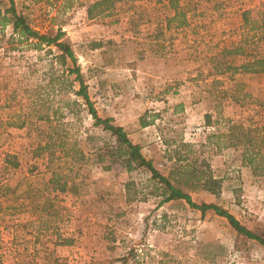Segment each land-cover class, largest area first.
Masks as SVG:
<instances>
[{
	"label": "rangeland",
	"instance_id": "374dc122",
	"mask_svg": "<svg viewBox=\"0 0 264 264\" xmlns=\"http://www.w3.org/2000/svg\"><path fill=\"white\" fill-rule=\"evenodd\" d=\"M177 1L187 22L165 29L166 18L172 16L168 0L119 3L111 17L94 21L86 17L88 0H14L36 31L60 27L66 34L101 118L122 127L168 177L176 168L172 151L184 154L181 146L190 145L188 160H205L222 187L218 196L182 189L195 203L217 204L264 236V178L241 164L239 150L214 138L230 122L246 123L252 117L264 123V74L219 77L222 81L214 88L209 73L211 58L217 59L245 34L241 10L257 6L259 0ZM9 34L10 29L5 37L0 33V184L14 186L24 178L39 184L48 178L45 156L35 157L34 152L49 132L38 116L48 114L53 120L57 110L64 117L63 132L78 142L87 161L75 173L78 197L67 196L59 206L55 222L61 230L53 227V219L15 207L25 185L17 199L3 202L0 264H155L162 257L174 264H264V249L238 236L213 212L201 215L184 201L157 206L156 185L145 169L128 174L115 164L103 171L94 149L116 144L109 133L93 126L84 107L79 112L73 106L77 85L64 92L50 88L49 81L63 70L55 48L35 51L23 44L9 51ZM231 60L239 64L244 59ZM31 107L36 110L33 117ZM206 114L211 116L209 125ZM21 122L24 127H19ZM5 155H14L20 167L4 170ZM58 233L72 237L73 245L55 247ZM107 233L114 243L104 241ZM133 248L139 257L129 256L122 263L120 258Z\"/></svg>",
	"mask_w": 264,
	"mask_h": 264
},
{
	"label": "trees",
	"instance_id": "16d2710c",
	"mask_svg": "<svg viewBox=\"0 0 264 264\" xmlns=\"http://www.w3.org/2000/svg\"><path fill=\"white\" fill-rule=\"evenodd\" d=\"M6 3L0 4V33L5 37V30L10 29L7 42L11 45L9 51L20 49L23 44L35 51H41L43 47H54L57 51L56 60L63 68L60 75L56 79L49 81L50 88L53 92H64L66 87L72 89L77 85V90L73 93L76 100L73 106L78 111L84 107L87 114L93 120V126L101 128L102 131L109 133L116 144L114 147H107L105 144L101 148H95V160L97 165L103 171H110L112 165L118 164L126 173H132L136 169H145L156 185V191L160 198L158 205L161 206L170 201H184L191 209L196 210L204 215L211 211L216 216L227 221L228 225L240 237L255 241L264 249V236L254 233L243 226L233 215L217 204L195 203L190 194L186 193L182 188L191 192H205L214 196H218L222 187V180L215 177L209 164L205 160L196 158L194 161L188 160V153L191 148L188 144H183L184 154L178 150L172 151V160L176 163L174 172L170 177L163 175L157 170L152 162L148 160L142 153L138 144L132 143L125 130L113 124L111 118H101L96 111L93 102L88 94V87L81 74L80 68L76 65L77 59L71 42L66 38V34L60 27L57 29L49 28L41 33L36 31L24 13L19 12L16 8L14 0H5ZM48 2H56L58 0H39ZM139 0H88L86 5V17L89 21L112 16V11L119 3L137 2ZM177 0H168L169 10L172 12L171 17L166 18L165 29H170L173 24L181 28L187 22L186 12L183 8H179ZM214 8H216L214 6ZM117 20H114L116 22ZM242 28L245 34L241 40L228 48H223L217 59L211 58L213 61L210 75L213 77L211 85L216 88L222 80L219 77L228 76L233 79L237 75H257L264 74V47L259 48V44L264 40V0H259V4L251 9H244L241 12ZM20 47V48H19ZM98 47V46H95ZM50 53V50L48 51ZM242 57L244 60L237 64L233 63L231 58ZM54 80V81H53ZM54 86L59 89H54ZM239 89H235L238 91ZM225 96V92H221ZM239 97H235V103H239ZM244 98V96H242ZM68 106V105H66ZM31 116L36 114L34 107L29 108ZM58 110L53 113L52 118L48 114L38 116L40 122L47 124L49 132L42 144L34 149L35 157L45 156L44 168L48 178L39 184H34L27 178L21 179L19 182L11 186L10 184H0V213L4 212L3 202L9 201L10 197H16L21 186L25 185V189L20 193V202L15 206L20 211L28 210L33 215H39L44 218L58 219V209L61 208L63 200L67 196L78 197V189L76 181L78 179L76 172L79 171L86 163V157L79 147L76 140H69L66 133L63 132V115H57ZM205 124L209 125L211 116H204ZM25 122H21L19 127H24ZM55 125V126H54ZM218 140H225L228 146L240 151L241 164L251 171L255 176L264 178V123L247 117L246 123L230 122L225 133L214 137ZM220 142L216 144L219 146ZM225 145V144H224ZM58 154V155H57ZM56 155L59 157L57 158ZM60 158L64 159L62 161ZM185 161L184 166H178L179 163ZM3 168L17 169L20 167L18 159L14 155H5L3 159ZM34 171L38 168H33ZM32 173V171H30ZM32 176V175H31ZM126 195L130 194V184L124 185ZM34 191V193H32ZM39 198V200H38ZM56 230H61L58 224H53ZM47 230L49 226H45ZM67 234H56L53 245L55 247H70L74 240L66 237ZM109 234L104 236V241L109 243L115 242L114 237L108 240ZM108 245V244H107ZM108 247V246H107ZM110 249V248H109ZM137 258V251L129 249L120 259L122 263L126 262V258ZM164 256V255H162ZM161 256V257H162ZM155 264H174L170 260L162 257Z\"/></svg>",
	"mask_w": 264,
	"mask_h": 264
},
{
	"label": "crops",
	"instance_id": "0c3cea01",
	"mask_svg": "<svg viewBox=\"0 0 264 264\" xmlns=\"http://www.w3.org/2000/svg\"><path fill=\"white\" fill-rule=\"evenodd\" d=\"M243 10H241V12H242ZM182 28V27H181Z\"/></svg>",
	"mask_w": 264,
	"mask_h": 264
}]
</instances>
